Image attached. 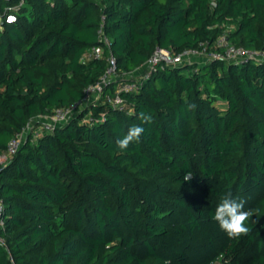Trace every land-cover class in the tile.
<instances>
[{
	"label": "trees",
	"instance_id": "trees-1",
	"mask_svg": "<svg viewBox=\"0 0 264 264\" xmlns=\"http://www.w3.org/2000/svg\"><path fill=\"white\" fill-rule=\"evenodd\" d=\"M19 1L0 0V13ZM103 14L120 78L0 164V264H264V61L124 75L158 47L218 50L225 32L264 49V0H25L0 29V153L32 118L78 102L105 72L106 56L81 61L104 44ZM133 81L115 107L118 88ZM132 125L144 132L121 152L115 142ZM228 192L253 213L249 234L236 239L213 219Z\"/></svg>",
	"mask_w": 264,
	"mask_h": 264
},
{
	"label": "built area",
	"instance_id": "built-area-1",
	"mask_svg": "<svg viewBox=\"0 0 264 264\" xmlns=\"http://www.w3.org/2000/svg\"><path fill=\"white\" fill-rule=\"evenodd\" d=\"M24 2L25 0H20L16 4L6 7L4 12L0 13V29L3 27L2 25L4 20L7 22H14L17 20L18 12L21 10V6ZM101 19L102 24L100 36L104 44L102 46L95 45L87 49V51L82 55L81 61L86 62L93 58H102L106 56L107 68L105 72L94 83L87 86L84 97L78 102L69 107H58L49 115H40L32 118L21 131L17 132L10 138L7 147L0 153V164L6 165L20 149L24 141H26L29 137H31L32 140H36L42 134L54 131L57 127L75 117L82 108L99 100L102 97L105 88L116 80L119 73L118 63L116 57L111 51V39L104 32V14ZM207 43L208 42H200L198 47L189 48L179 53H173L171 50L165 48H156L150 58L146 61L149 65V69L146 74L161 65L174 66L186 62L191 63L197 61L198 59L208 60L223 58L227 61L238 64H241L246 60L264 61V49L238 46L230 40L228 32H225L216 38L215 45L218 47V50H208ZM137 88L138 82L136 81L124 82L119 87L114 98L111 99L112 104L115 107L124 108L125 99L121 96L120 92L133 91ZM39 119H42V121ZM86 120L92 122L94 117L89 114ZM6 217V203L0 195L1 243H5L1 231L5 228Z\"/></svg>",
	"mask_w": 264,
	"mask_h": 264
},
{
	"label": "clouds",
	"instance_id": "clouds-1",
	"mask_svg": "<svg viewBox=\"0 0 264 264\" xmlns=\"http://www.w3.org/2000/svg\"><path fill=\"white\" fill-rule=\"evenodd\" d=\"M195 107V105H192ZM138 119L142 123H151L150 114L140 112ZM144 128L139 125H132L126 134L116 140V147L123 152L130 145L138 143ZM192 174H186L184 180H189ZM247 201L239 196L233 197L231 192L224 194L216 205L213 219L218 223L219 228L226 233L230 239L240 238L249 234L248 221L252 217V210H246Z\"/></svg>",
	"mask_w": 264,
	"mask_h": 264
},
{
	"label": "rangeland",
	"instance_id": "rangeland-1",
	"mask_svg": "<svg viewBox=\"0 0 264 264\" xmlns=\"http://www.w3.org/2000/svg\"><path fill=\"white\" fill-rule=\"evenodd\" d=\"M198 61H201V60L198 59ZM148 69H149V65L145 62L144 64H142V66L138 67L136 70L131 71V72H126V74L124 75L129 78L139 79L147 73ZM120 75L121 73H118V76L116 77V79L120 78ZM39 120L42 121V119H39Z\"/></svg>",
	"mask_w": 264,
	"mask_h": 264
},
{
	"label": "crops",
	"instance_id": "crops-1",
	"mask_svg": "<svg viewBox=\"0 0 264 264\" xmlns=\"http://www.w3.org/2000/svg\"><path fill=\"white\" fill-rule=\"evenodd\" d=\"M201 61H203L204 59H200ZM144 64V63H143ZM142 66V65H141Z\"/></svg>",
	"mask_w": 264,
	"mask_h": 264
}]
</instances>
